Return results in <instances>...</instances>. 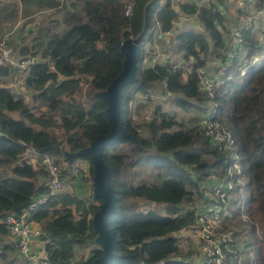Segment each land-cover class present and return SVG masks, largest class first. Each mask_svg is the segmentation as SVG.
<instances>
[{
	"label": "trees",
	"instance_id": "16d2710c",
	"mask_svg": "<svg viewBox=\"0 0 264 264\" xmlns=\"http://www.w3.org/2000/svg\"><path fill=\"white\" fill-rule=\"evenodd\" d=\"M21 1L33 5L24 7L27 14L34 8L60 11L64 28L47 32L41 27L39 35L20 49L21 57L33 58L20 77L23 75L25 88L32 92L35 104L5 84L4 77L15 69L0 66V238L8 234L4 221L7 212H19L34 196L47 192L42 180L46 171L39 163L41 153L64 160L67 166L61 169L63 175L72 173L76 158L87 159L92 183L90 156L68 159L65 152L76 151L97 135L108 133L107 104L95 97L94 91L104 89L121 71L120 43L132 36L143 43L142 58L137 63V80L122 86L120 118L134 139L120 137L104 144L101 153L111 168L116 197L115 210L109 214L107 224L115 231L113 250L117 255L106 264H190L176 258L163 261L178 250L177 239L166 234L193 227L197 212L191 209L164 215L154 210H135L132 201L143 197L167 202L176 212L183 198L190 200L193 194L187 187L196 185L190 171L195 172L197 179L214 173L233 182L232 195L226 199L229 213L217 230L227 233L230 241L239 246L236 264H245L243 253H252L246 264H264V45L253 37V22L242 27L239 55L257 53L260 57L247 66L242 76H236L240 59L238 53L227 58L226 52L233 48L230 30L225 13L216 5L214 8L197 6L195 0L180 1L183 12H197L205 33L192 28L177 32L173 58L169 55L162 62L146 66L143 45L151 42L153 29L157 23L163 30L171 28L179 15L172 0ZM128 2L131 9L125 13ZM259 7L264 10V0H258ZM9 11L6 15L13 19L16 13L14 9ZM178 55L184 60L193 57L190 70L176 65ZM213 56L225 63V74L232 72L234 76L226 78L223 74L222 82L208 94L199 90L195 69ZM156 83L164 93H173L175 104L185 110L202 111L210 104L211 119L230 131L234 147L219 150L205 134L198 117L182 121L158 104L138 131L131 100L137 92H147ZM141 164H149L155 172L150 179L134 181L133 170ZM204 200L212 201L210 196ZM99 202L92 194L82 199L74 193L60 192L48 196L30 215V221L38 222L43 237L49 239L45 247L50 261L93 264L101 255V249L93 242L92 227V215ZM240 231L252 238H240ZM14 249L12 240L1 243L0 264L15 261L14 256L9 257Z\"/></svg>",
	"mask_w": 264,
	"mask_h": 264
},
{
	"label": "built area",
	"instance_id": "2783aa9c",
	"mask_svg": "<svg viewBox=\"0 0 264 264\" xmlns=\"http://www.w3.org/2000/svg\"><path fill=\"white\" fill-rule=\"evenodd\" d=\"M216 1L217 0H195L197 6L209 7L213 5L214 8ZM236 1L239 7L250 2V0ZM130 9L131 2H128L125 13H129ZM181 13L186 14L183 11H181ZM257 17L264 20V10L253 12L252 17L245 20L243 26H247L250 21H253ZM260 26L258 34L260 36L259 43H263L264 45V22H261ZM242 27L238 26L233 29V48L232 50H228L226 52L228 60L238 53L241 65L237 69L236 76H242L245 73L247 66L257 62L260 57L259 54H250L246 57L243 53L239 55V49L241 50L242 48ZM175 34L176 32L174 31L173 26L167 30H163L157 23L156 28L153 29V40L161 41L169 39L175 36ZM158 55L159 53L157 52L154 57L158 58ZM168 57L169 54L166 55L165 60ZM32 60L33 58L31 56L18 58L14 55L13 48L11 46L10 32H4L0 35V66H11L21 75ZM156 62L160 61L155 60L154 58L149 65ZM184 64L185 68L190 70L193 64V58L189 57L186 60L183 58L177 59V66H182ZM195 71L198 80V88L204 93L211 94L214 87L222 82V74L217 75L214 72L209 71L206 66H198ZM232 76H234V74L229 72L227 73L226 78H230ZM164 95H169V91ZM23 96L26 101L29 99L28 95L23 94ZM139 96V100H146V98L150 96V93L141 92L139 93ZM211 113L212 112L208 110L201 118V124L204 128L205 134L209 136L214 145L218 146L219 150L226 147H234V138L230 131L225 129L219 121L211 119ZM150 117L151 115L146 116L148 119H150ZM137 125L136 128L140 131L141 125ZM39 163L46 171L44 185L47 188V192L34 196L21 208L19 212H7L4 216V221L8 228V235L14 242L15 248L22 261L31 264H56L48 258L49 253L46 247L44 248L42 254H38L36 251L31 249V238L39 236L43 233V231L30 223V215L41 203L45 202L48 196L59 194L66 187V185L71 182L69 177L71 175H63L61 173L60 161L57 160L56 156L50 153H41L39 156ZM234 166L237 171H239V166L237 164ZM210 176L217 180L213 181L211 185L210 191L212 195L210 197L212 201L206 202L205 200L204 206L197 211L196 223L193 226L195 228L193 231H195L198 238V249L200 252V259L197 264H236L239 253L238 248L230 241L227 233L217 230L222 218L229 213V204L226 199L231 197L234 185L231 180H227L224 177L219 178L214 173L210 174ZM43 240L46 246L49 239L45 237Z\"/></svg>",
	"mask_w": 264,
	"mask_h": 264
},
{
	"label": "rangeland",
	"instance_id": "374dc122",
	"mask_svg": "<svg viewBox=\"0 0 264 264\" xmlns=\"http://www.w3.org/2000/svg\"><path fill=\"white\" fill-rule=\"evenodd\" d=\"M180 1H184V0L172 1L174 8L178 11L179 14L173 23V28L176 34L177 32H180L187 28H192L194 30H198L205 33L204 26L199 20L196 12L191 14H188L187 12H185L186 14L181 13V11L183 10H181L179 7ZM216 5L218 6L219 9L223 10V12L225 13L226 22L230 30L232 45L234 44V38L232 33L233 29L238 26L242 27L245 20L252 17L253 12L262 10L261 7L258 8V0H250V2L246 3L244 6L241 7L238 6L236 0H217ZM252 22H253L252 23L253 26H256V28L253 27L254 29L253 37L255 38L256 41L259 42L260 36L258 34L260 30L259 28L261 27L260 22H264V20L262 18L257 17ZM27 38H28L27 42L29 44L34 39L32 36H27ZM176 42H177L176 36L161 41L153 40V36H152L151 42H146L143 45L144 52L146 53V55H144L145 58L143 60V65L147 66L151 64L154 58L155 60L162 62L165 60L166 55L168 54L170 55V58L171 57L173 58V54H174L173 50L176 46L175 45ZM12 45L13 44L11 43V46ZM157 52L159 53L158 58L154 57L155 54H157ZM253 54H257V53H253ZM15 55L16 57L21 58V56H19L17 52ZM180 58H182V56L178 55L176 57V60ZM182 66L185 67V64ZM204 66H206L209 71L214 72L217 75L222 74V78H223V74H225V70H224L225 63L221 62L219 58L214 56L210 57ZM216 67L218 68L215 69ZM14 73L17 74L15 79L16 84L19 85L20 83L22 85V83H24L22 79L23 75L20 77L19 72L15 71ZM225 75H227V73ZM18 89L21 90V87L18 86ZM139 93L141 92H137L135 94V97H133L134 103L131 107V113L133 117V122L136 125L137 124L141 125L140 131L143 129L142 124L146 122V120H148L146 116L153 114V108L156 104H158L162 108V110H166L170 113L175 114L177 119L182 121H187L189 120V118L192 117H198V122H200V124H201V118L205 115V113L208 110H210V104H207L206 109L202 111H200L199 109H190V110L183 109L182 107L175 104L173 100L174 98L173 93L170 92L169 95H164L165 93L163 92V87L158 85V83L152 85V87L148 89L147 93H150V96H148L146 100H139L140 99ZM76 96L78 97V93L76 94ZM84 96H85L84 93L81 94L82 99L84 98ZM27 101L31 105L35 104V100L32 94L31 96H29V99ZM13 115H17V113H13ZM59 160H60L61 169L67 166V163L64 160H62L61 158H59ZM88 167H89V162L87 159L76 158L72 163V169H71L72 173H69L71 175L69 176L71 182H69L61 192L74 193L76 196L82 199H86L89 196V194H92V183H91ZM154 172L155 169L151 167L149 164L138 165L133 170L134 181H139L143 178L150 179L152 178V174ZM163 175L166 176V173L164 172ZM189 175L192 180L196 181V185H193V187L190 186L189 184L187 185V187H189L192 190L193 194L191 195L190 200L187 199L186 197L183 198V200L177 205L176 212L171 211V207L173 205L170 203L153 201L143 197L132 198V201L135 203V210H144V211L154 210L164 215L181 214L182 212L191 209L195 210L196 212L199 211L202 208V206H204L205 203L204 199L207 196L212 195L210 191V186L212 185V182L217 180L215 178H212L211 176H207L204 179L203 178L197 179L196 174L193 171H190ZM193 230H195L194 227L185 226L180 230L170 231L166 234L168 236H173L177 239L178 250L172 253L167 258L163 259V261L171 258H176V259H180L184 263H190V264L198 263L200 259V252L198 249V238L195 234V231ZM240 233H242L240 238H244V237L249 239L252 238V235L249 233L245 234L242 231H240ZM12 256H14L13 252L10 251L9 257ZM242 257H243V261L245 260V264H246V261L252 258V253L250 255L249 254L245 255L243 253ZM16 260L20 261V258L17 254H16ZM2 262L3 264H7V261H2ZM12 264H17V262L15 261Z\"/></svg>",
	"mask_w": 264,
	"mask_h": 264
},
{
	"label": "water",
	"instance_id": "95a60500",
	"mask_svg": "<svg viewBox=\"0 0 264 264\" xmlns=\"http://www.w3.org/2000/svg\"><path fill=\"white\" fill-rule=\"evenodd\" d=\"M142 44L138 37H127L122 40L119 49L123 55V68L104 89L94 91V96L107 104L105 112L110 123L108 133L97 135L88 145L76 151L65 152L68 159L88 154L92 161V198L100 199L98 209L92 215V227L95 232L93 242L102 251L101 255L94 259L93 264H106L110 258L117 255L113 250L116 241L115 231L107 224L109 214L115 210L116 200L111 185L112 171L103 161L101 153L104 144L120 137L134 139L132 133L125 131L120 118L122 86L137 80L135 73L137 63L142 58L140 53Z\"/></svg>",
	"mask_w": 264,
	"mask_h": 264
},
{
	"label": "crops",
	"instance_id": "0c3cea01",
	"mask_svg": "<svg viewBox=\"0 0 264 264\" xmlns=\"http://www.w3.org/2000/svg\"><path fill=\"white\" fill-rule=\"evenodd\" d=\"M32 6H31V2L23 3L21 0H0V35H2L4 32H10L11 43L13 44L12 45L13 53L15 52L16 54L17 52L19 56H23L22 53L20 52V49H22V47H24L25 45L29 44L27 42L28 41L27 36H32L33 38H35L36 36L39 35L38 31L41 27L42 29L47 28L46 30L47 32L61 31V29L64 28V24L60 20L61 18L60 11L52 8H41V9L34 8L32 9L33 11L31 10L32 12L29 14L23 12L24 7L28 8ZM12 9H14V12L16 13L13 19H11L10 15H6V13H9L10 12L9 10ZM15 77L16 75L14 73L5 76L4 77L6 82L5 84L9 86L16 95L26 94L28 96H31L32 92L27 88H25L24 83H22V85L20 83L19 85L16 84ZM18 86L21 87V90L18 89ZM131 102H132L131 104L132 106L134 103V99H132ZM30 151L34 155L37 154L33 149H30ZM42 180H44L43 177ZM30 223L41 229L38 222L31 220ZM43 238L44 237L42 233L39 236L31 238L30 240L31 249L36 251V253L38 254H42L45 248V243ZM10 241L11 238L8 234L4 236L1 235L0 243L10 242ZM16 254L18 255V252L16 249H14L13 255L15 257V261L17 262V264H31V263H25L21 259L20 261H17Z\"/></svg>",
	"mask_w": 264,
	"mask_h": 264
},
{
	"label": "bare ground",
	"instance_id": "6f19581e",
	"mask_svg": "<svg viewBox=\"0 0 264 264\" xmlns=\"http://www.w3.org/2000/svg\"><path fill=\"white\" fill-rule=\"evenodd\" d=\"M76 175V174H75Z\"/></svg>",
	"mask_w": 264,
	"mask_h": 264
}]
</instances>
